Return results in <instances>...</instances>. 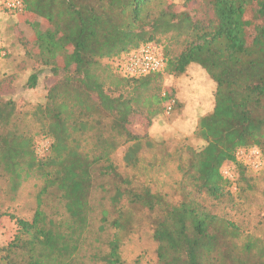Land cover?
<instances>
[{"label":"trees","instance_id":"1","mask_svg":"<svg viewBox=\"0 0 264 264\" xmlns=\"http://www.w3.org/2000/svg\"><path fill=\"white\" fill-rule=\"evenodd\" d=\"M22 2L35 33L24 45L38 49L41 62L26 77V91L56 80L29 108L0 98V177L14 190L29 178L40 181L32 217L9 214L16 229L0 244V264H140L120 251L132 222L127 209L137 205L160 211L156 264H264V219L250 218L258 178L236 157L258 147L264 159V0H181L197 4L194 15L176 10L174 0ZM167 37L181 49L163 48L162 71L130 77L106 62ZM194 70L198 96L176 98L188 135L200 143L184 138L160 158L148 157L156 142L131 131L130 117L162 124L163 103L174 95L162 93L163 73L184 79ZM39 134L50 139L43 156L35 149ZM227 163L237 172L233 181L221 172ZM161 165L177 168L179 177L167 173L170 191L149 177ZM135 169L151 180L141 181ZM53 192L64 209L60 219L44 208ZM108 224L116 231L103 240Z\"/></svg>","mask_w":264,"mask_h":264},{"label":"rangeland","instance_id":"2","mask_svg":"<svg viewBox=\"0 0 264 264\" xmlns=\"http://www.w3.org/2000/svg\"><path fill=\"white\" fill-rule=\"evenodd\" d=\"M174 1L176 4V10L188 11L194 15V9L197 7L196 3H190L188 6H184L181 0ZM11 17L19 18L18 12L7 9L4 0H0V98L4 100L13 99L16 101L18 107L29 108L30 105H33L32 103L34 101L38 100V98L45 93V88L48 84L53 82V80L55 81L56 77L49 76L44 86L26 91L25 79L28 77V73L26 74L28 70L26 69V66L32 64V60H29L30 58L41 63L40 56L38 55V49H34V46H31L30 44H26V46L24 45V43H27V39L23 31L19 29L17 33H15L16 31L12 33L10 29L12 26L10 20L15 19ZM165 46L170 47L174 54L178 53L181 49L176 41L171 40L169 37H167V39L163 41V44L160 45L162 51ZM27 51H31L33 55H36V58L30 57L27 54ZM106 62L112 66L117 64V61L106 60ZM15 69L17 71L12 72ZM44 69L48 72L49 67ZM190 75L191 77L188 76L182 79V76L176 77L163 73L162 93L165 92L166 89H169L172 94H174L173 97L176 100V104L170 112H167L165 108L166 101H164L163 118L161 120L162 124L156 123L155 125L156 121H153L152 124H150L146 115L135 114L130 117L129 128L131 131L139 135L149 134L156 142L153 151H147L145 153L148 157L155 154L160 158L166 151H173L174 148L180 145V142L184 138L192 144L200 143V140L193 136V134L191 135L189 133L190 137H186L189 135L188 131L185 129L187 126L182 123L184 112L179 100L176 98L178 94H185L187 91L192 93L194 98L198 96L194 91V88L196 87L194 80L198 77V72L194 70ZM34 142L38 155H46L50 139L39 134L35 137ZM123 151L124 148L122 147L115 155V160L118 163H121ZM243 162L247 163L246 161ZM249 167L252 169V173L257 175L258 178L256 189L253 192L256 198L254 199L250 210V218L255 222L259 218L264 219V159L263 165L260 169H254L251 166ZM173 169L174 165H161L160 167L157 166L156 168L149 170L148 174L153 180V186L162 191L172 190L171 185H169L171 181L169 180L167 173L175 172L174 177H179L176 166L175 171H173ZM121 171L124 172L123 169H121ZM130 172L138 174L137 176L141 178V181L146 178L151 180L143 170H141L140 174L136 169L131 170ZM104 182L107 184L111 181L104 180ZM37 184L39 185L40 181L36 177L29 178L24 181L18 189L14 190L7 177H0V244H5L13 236L16 229L15 220L12 219L9 214H14L26 219L31 218L34 214L37 206V192L39 189ZM106 186L108 187V185ZM110 186L112 187V185ZM231 189L234 191L236 188L232 187ZM102 195L103 194L101 193L96 194V203L99 202V198ZM109 196L110 194H107L106 199L104 200V205L108 207L110 203L108 200ZM43 202L44 208L50 216L57 219L62 217L64 209L62 204L58 201L55 192L45 196ZM250 203L251 201L248 204ZM127 210H130L132 222L129 229L122 233L123 239L120 248L122 258L128 263H133L135 260H138L140 264H156L157 242L153 236V221L160 215V211L151 212L138 205L131 206ZM94 217L96 218L97 225L100 222V215L95 213ZM115 231L116 230L111 228L108 224L107 230L102 233L103 240L111 238V235H113ZM260 232L264 234V226L260 227Z\"/></svg>","mask_w":264,"mask_h":264},{"label":"built area","instance_id":"3","mask_svg":"<svg viewBox=\"0 0 264 264\" xmlns=\"http://www.w3.org/2000/svg\"><path fill=\"white\" fill-rule=\"evenodd\" d=\"M4 4L7 9L12 11L22 12L24 10L22 0H4ZM117 67L121 74L130 77L162 71L165 67L163 51L156 43H147L117 62ZM165 101V108L167 112H170L174 108L176 100L174 97H167ZM236 157L239 160L246 161V164L254 169H260L263 165V156L258 147L239 149L236 152ZM221 172L224 177L232 181L235 180L237 175L231 163L224 165Z\"/></svg>","mask_w":264,"mask_h":264},{"label":"crops","instance_id":"4","mask_svg":"<svg viewBox=\"0 0 264 264\" xmlns=\"http://www.w3.org/2000/svg\"><path fill=\"white\" fill-rule=\"evenodd\" d=\"M18 15H19V18H17V17H11V18H14L15 19V20H13V19L10 20L11 21L10 24H12V26L10 27L12 33H14L15 31H16L15 33H17V31L20 29L25 34L27 41H31V40L33 41L34 34H35L34 33V29L30 25V23L27 21L28 18L26 16V14H24L23 12H18ZM29 60H32V64L26 66V69H28L27 72H26V74L28 73L27 75H29V73L31 71H33L34 69H37L38 67H40V63L39 62H36V61H34V59H31V58ZM16 71L17 70L15 69L12 72H16ZM46 80H48V78H46ZM46 80H41V83L39 84V86L37 88H39L41 86H44ZM53 82H54V80H53ZM53 82H51L50 84L47 83L48 86H50L51 84H53ZM156 123H158V122H155V125H156Z\"/></svg>","mask_w":264,"mask_h":264}]
</instances>
